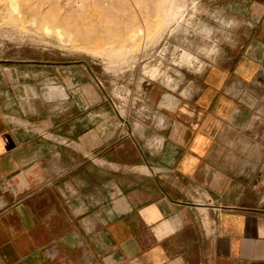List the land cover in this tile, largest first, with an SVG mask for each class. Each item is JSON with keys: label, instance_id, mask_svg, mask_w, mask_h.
<instances>
[{"label": "crops", "instance_id": "1", "mask_svg": "<svg viewBox=\"0 0 264 264\" xmlns=\"http://www.w3.org/2000/svg\"><path fill=\"white\" fill-rule=\"evenodd\" d=\"M263 62L161 93L159 151L0 102V264H264Z\"/></svg>", "mask_w": 264, "mask_h": 264}, {"label": "rangeland", "instance_id": "2", "mask_svg": "<svg viewBox=\"0 0 264 264\" xmlns=\"http://www.w3.org/2000/svg\"><path fill=\"white\" fill-rule=\"evenodd\" d=\"M258 51L264 0H0L5 112L12 101L49 122L91 111L99 132L154 151L161 93L189 98L207 70Z\"/></svg>", "mask_w": 264, "mask_h": 264}, {"label": "bare ground", "instance_id": "3", "mask_svg": "<svg viewBox=\"0 0 264 264\" xmlns=\"http://www.w3.org/2000/svg\"><path fill=\"white\" fill-rule=\"evenodd\" d=\"M129 21H130V20H129ZM129 26H130V25H129ZM126 28H128V27H127V24H126ZM130 28H131V27H130ZM124 30H125V29H124ZM79 36H80V35H79ZM82 38H83V37H82ZM85 38H86V36H85ZM88 38H89V39H88ZM88 38H86V39H87L88 41H90V37H88ZM91 38L93 39V37H91ZM92 39H91V41H93Z\"/></svg>", "mask_w": 264, "mask_h": 264}]
</instances>
